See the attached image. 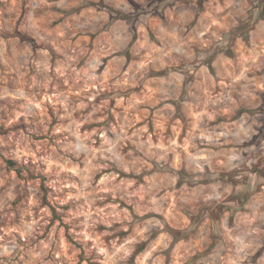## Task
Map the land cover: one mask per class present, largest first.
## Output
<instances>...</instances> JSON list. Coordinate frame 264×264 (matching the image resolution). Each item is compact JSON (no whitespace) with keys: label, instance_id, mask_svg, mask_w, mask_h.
Listing matches in <instances>:
<instances>
[{"label":"clouds","instance_id":"1","mask_svg":"<svg viewBox=\"0 0 264 264\" xmlns=\"http://www.w3.org/2000/svg\"><path fill=\"white\" fill-rule=\"evenodd\" d=\"M0 264H264V0H0Z\"/></svg>","mask_w":264,"mask_h":264}]
</instances>
